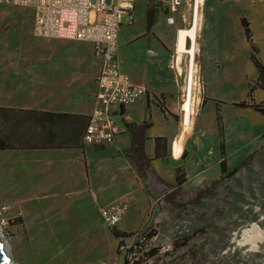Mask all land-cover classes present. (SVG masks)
Wrapping results in <instances>:
<instances>
[{
	"label": "rangeland",
	"instance_id": "rangeland-1",
	"mask_svg": "<svg viewBox=\"0 0 264 264\" xmlns=\"http://www.w3.org/2000/svg\"><path fill=\"white\" fill-rule=\"evenodd\" d=\"M111 2L106 0L107 4ZM163 6L167 13L179 12L170 10L169 0ZM5 7L12 10H4ZM216 7L234 31L240 29L238 15L249 14L258 37L264 41V1L231 0L217 3ZM33 18L34 13L26 7L0 4V34H8L14 23L31 32ZM190 25L187 22L179 30ZM14 50L15 46L0 35V54ZM249 54L248 46L246 51L221 63L220 74L225 77L218 72L210 77L213 86L206 89L207 103L198 117V125L214 123L218 103L225 140L228 137L230 144V153H225L228 171L244 159L248 161L231 177L217 183L221 176L214 180L196 179L170 195L167 193L171 188L152 179L139 202L128 197L111 202L123 200L129 204L128 212L117 225H106L98 206L88 212L82 190L75 193L69 190L65 194L57 190L52 197L47 195L51 191L47 188L45 166L39 172V188H32L37 186L36 179H32V167L38 162L26 164L20 162L21 153H2L21 148L0 150V231L11 245L13 263L109 264L121 252V245L128 244L129 236L137 235L146 239L139 249L130 248L127 252L131 264L148 258L150 264H264V237L259 240L258 233L253 231L257 227L264 233V115L239 104L249 101L247 82L254 76ZM182 66L185 79L187 54H183ZM256 90L252 94L254 101L264 103L256 99ZM198 97L201 94L196 92L193 117ZM183 101L181 114L177 116L181 122ZM21 115L18 121L0 119V135L7 144L48 138L49 133L34 122L33 115ZM69 132L67 125L60 131L65 138ZM204 154L207 153H199L200 160ZM218 159L220 153L209 159L212 167L203 174L205 178H211L215 171L220 173L219 164L215 165ZM34 172L37 174V169ZM245 231H249L247 237Z\"/></svg>",
	"mask_w": 264,
	"mask_h": 264
},
{
	"label": "crops",
	"instance_id": "crops-1",
	"mask_svg": "<svg viewBox=\"0 0 264 264\" xmlns=\"http://www.w3.org/2000/svg\"><path fill=\"white\" fill-rule=\"evenodd\" d=\"M230 1L203 0L200 8L194 61L197 93L201 94V98L197 99V112L190 130L184 131L183 122L177 119L185 96V79L182 77L185 69L182 66L183 55L178 60L177 34L180 26L187 22L191 24L194 2L183 0L181 6L173 11L178 13H167L163 6L166 0H134L133 10L122 15L118 57L122 71L135 84L146 86L147 93L132 105L114 109L116 122L123 128L116 135L114 143L97 147L84 143L81 137L80 147L21 148L2 153H21L20 162L26 164L37 161V166L32 167L35 184L40 180L41 166H45L48 172L47 188L51 191L47 195L51 197L53 191L57 190L62 194L69 190H73L72 193L82 190L88 212L122 197L139 202L145 186L152 179L158 180L166 188L168 184L175 185L176 168L179 166L185 175L180 189L196 179L214 180L220 177L221 169L220 173L215 171L211 178L203 176L212 167V164H208L209 159H213L215 153H221L217 116L209 126L208 123L198 125V117L207 103L206 89L213 86L210 77L216 72L220 77H225L220 74L221 63L246 51L248 46L249 59L254 67V76L251 82H247L248 91L249 84L258 76L250 58L252 46L247 39L243 19L249 23L252 41L264 63V41L258 37L260 34L251 16L246 12L239 14L240 29L234 31L218 12L217 3ZM149 5L154 8L155 19L150 29L147 27ZM26 8L34 13L32 8ZM3 9L12 10L9 7ZM13 27L8 34H0L15 46L14 52L0 54V107L11 109L13 117H21L23 111H39L89 119L96 105V78L99 72L93 44L89 41L39 37L34 33V18L31 32H25L18 23H14ZM255 97L258 101H264V90L258 88ZM244 108L259 114L251 107ZM143 124L147 127L140 130L138 127ZM157 138L163 139L160 157H156ZM177 142L182 150L175 156L174 146ZM127 153H145L150 160L149 168L142 165L145 178L135 163L127 158ZM199 153L207 154L200 160ZM225 153H230L228 137L225 140ZM216 164L220 166L219 159ZM36 169L37 174L34 172ZM37 187L38 184L32 188ZM125 226H128L127 223Z\"/></svg>",
	"mask_w": 264,
	"mask_h": 264
},
{
	"label": "built area",
	"instance_id": "built-area-1",
	"mask_svg": "<svg viewBox=\"0 0 264 264\" xmlns=\"http://www.w3.org/2000/svg\"><path fill=\"white\" fill-rule=\"evenodd\" d=\"M182 2L183 0H170V10L176 11ZM0 4L32 8L33 29L39 37L89 41L93 44L95 58L99 64L96 105L82 140L97 147L114 143L116 135L123 130L116 122L114 109L132 105L147 93L146 86L135 84L130 76L122 71L118 57L122 15L133 10L134 0H112L111 4H107L106 0H0ZM174 62L176 63V60ZM194 82L196 88L192 89V106L198 91L195 73ZM190 89L191 76L187 69L182 110L188 101ZM128 208L129 204L123 200L113 202L100 208V218L108 226L117 225L128 212ZM129 237L128 244L126 242L121 245V252L109 264H131L127 252L130 248L139 249L146 237ZM150 260L148 258L139 264H150Z\"/></svg>",
	"mask_w": 264,
	"mask_h": 264
},
{
	"label": "trees",
	"instance_id": "trees-1",
	"mask_svg": "<svg viewBox=\"0 0 264 264\" xmlns=\"http://www.w3.org/2000/svg\"><path fill=\"white\" fill-rule=\"evenodd\" d=\"M154 8L153 6L149 5L147 9V27L150 29L154 23ZM243 26L245 28V33L247 39L251 43L252 46V53H251V60L258 71L257 78L249 84V91L247 94V98L249 101L244 100L243 102L239 103L242 107H251L255 111L260 112L264 115V103H256L253 99V92L260 88L264 90V63L260 59L258 55V48L254 45L252 41V34L250 31L249 23L246 19H243ZM12 110L4 107H0V119L2 121H18L20 116L13 117ZM25 114L33 115L34 122L40 125L43 129H46L49 133L48 138L45 141H27L21 143L20 145L14 144H7L5 138L0 135V150L8 149V148H71V147H80L81 145V137L83 135V127H86L87 118L71 115V114H64V113H53V112H39V111H23ZM216 116L218 122V134H219V149L220 153V169H221V177L216 183L220 180H223L225 177L233 176L239 168L245 164L248 159H244L239 165L235 166L232 170L228 171L226 155H225V135H224V126L222 123V118L220 115V109L218 108V103H216ZM67 126L70 127V132L67 138H65L60 131L63 130ZM147 127L146 124L141 125L138 127L140 130H145ZM65 138V139H64ZM60 140V141H59ZM59 141V142H57ZM162 138H157L156 140V157L162 156L160 153V145L162 143ZM127 158L132 160L135 165L138 167L139 172L144 175L145 168L142 166L143 164L146 168H149V159L146 157L145 153H127ZM185 182V175L183 169L179 166L176 168V184L168 186L171 190L167 193V195L172 194L174 191L179 190L180 186ZM125 234V233H123ZM122 235V234H121ZM118 236V234H117ZM156 253L153 250L152 255Z\"/></svg>",
	"mask_w": 264,
	"mask_h": 264
},
{
	"label": "bare ground",
	"instance_id": "bare-ground-1",
	"mask_svg": "<svg viewBox=\"0 0 264 264\" xmlns=\"http://www.w3.org/2000/svg\"><path fill=\"white\" fill-rule=\"evenodd\" d=\"M194 1V0H193ZM203 4V0H195L193 3V10H192V20L191 25L189 28H182L178 31L177 35V53H178V60H180L181 56L183 54L188 55V74L191 76V89L188 97V101L183 106V126L184 131L190 130L192 126V120H193V114H194V108L192 106V89L194 85V73L196 71L195 66V55H197V36H198V30L200 27V18H201V11L200 8ZM188 41L190 45L188 46ZM179 70L181 68L179 67ZM180 141V140H179ZM181 144L176 143L174 146V154L175 156L179 155L181 152ZM35 219V218H34ZM253 231L255 233H258L257 238L262 241V238L264 237V233L260 231L257 227L253 228ZM249 233V231H245L244 235L246 236ZM247 237V236H246ZM0 238L4 241V251L7 256L10 257V262L8 264H14L13 263V252L11 245L8 241H6L0 231Z\"/></svg>",
	"mask_w": 264,
	"mask_h": 264
},
{
	"label": "water",
	"instance_id": "water-1",
	"mask_svg": "<svg viewBox=\"0 0 264 264\" xmlns=\"http://www.w3.org/2000/svg\"><path fill=\"white\" fill-rule=\"evenodd\" d=\"M10 257L4 251V241L0 238V264H8Z\"/></svg>",
	"mask_w": 264,
	"mask_h": 264
}]
</instances>
